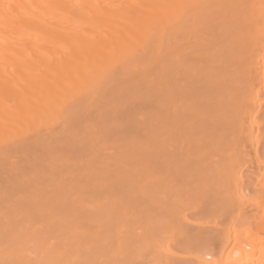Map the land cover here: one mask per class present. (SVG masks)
Masks as SVG:
<instances>
[{"label":"bare ground","instance_id":"obj_1","mask_svg":"<svg viewBox=\"0 0 264 264\" xmlns=\"http://www.w3.org/2000/svg\"><path fill=\"white\" fill-rule=\"evenodd\" d=\"M0 264H264V0H0Z\"/></svg>","mask_w":264,"mask_h":264}]
</instances>
